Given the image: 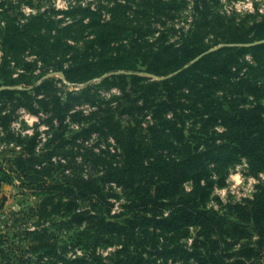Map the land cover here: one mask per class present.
Masks as SVG:
<instances>
[{"label": "rangeland", "instance_id": "374dc122", "mask_svg": "<svg viewBox=\"0 0 264 264\" xmlns=\"http://www.w3.org/2000/svg\"><path fill=\"white\" fill-rule=\"evenodd\" d=\"M67 2V10H58L54 6L55 0H0V89L16 91L11 99H7V96L0 98V249L7 252L9 248H13L15 255L18 256L22 254L20 252L27 251L29 246L31 235L27 236V232H32L36 227L40 229L49 226L48 231H45L46 238L57 242V247H61L67 253V257L71 259L86 257L89 260L91 256L87 249L89 240L77 236L80 232L79 228L60 229L53 226L51 223L57 220V214L49 216L50 224L43 221L37 223L38 218L33 216L30 210L47 195L45 192L57 193L53 197L57 202L62 198L60 193H69L68 189L80 181L79 179L100 177L111 166L118 167L121 164L120 153L112 139L104 140L96 135L89 137L83 134L77 135L79 129L91 121L92 117L111 110L115 119L124 126L138 125L145 131L152 120L150 102L162 98L160 93L157 94L159 86L152 91H147L145 88L152 81H160L165 77L144 73L145 68L141 65L140 55L147 56L163 50L168 44L177 47L184 42L190 47L211 52L221 46L229 35L235 37L244 34L245 39H252L259 35L257 30L250 29L260 23L264 17V0H252L255 11L243 15L238 14L234 9L231 15L223 11L225 2L230 4L232 0H207V4L200 0L198 2L196 0H67ZM116 2L121 4V7L117 8ZM22 4L35 8L37 14L25 16L21 10ZM73 8L75 10L68 13ZM41 9L43 11H40ZM113 17L116 21L120 19L121 26L115 28L116 35L112 44L105 49H99L94 43L95 36L103 29L105 32H115L108 29L110 23L115 21V19L112 21ZM7 23L19 28L28 25L24 30L28 40L32 39L27 47L15 52L7 49L2 41ZM107 37L110 38V35ZM34 38L36 40H33ZM217 43L219 45L214 46ZM230 45L238 48L249 46L242 43ZM256 55L259 61L255 62L249 52L239 54L238 61L241 68H238L235 74L237 77L246 75L264 90V51ZM86 63H98V66L95 68L85 66L77 70ZM109 65L116 67L117 70L105 72L104 67ZM59 71H65L66 76ZM119 75H124L126 78L111 79L112 76ZM44 81L47 82V86L35 89ZM225 87L227 91L237 95L236 103L243 107L264 102V96L250 98L244 94L240 95L242 94L239 93L240 90H235L233 85ZM213 98L216 99L218 96L214 95ZM54 99L68 103L70 113L63 127L55 131L52 138L50 135L54 128L48 127L51 114L40 111V114L36 115L40 117V124L47 126V130L43 133L38 130L39 125L33 126L34 132H37V149L56 148L52 153L51 165L46 168L45 176L39 182L27 185V180L14 173L8 162L13 151L19 149L16 146L12 148L7 137V129L13 134L22 135V130L28 126L20 120L22 115L20 109L31 113L26 106L37 105V101L52 103ZM191 99L192 96L188 97L186 93L178 94V106L173 112L177 115V129L187 143L190 141L195 143L193 137L198 136L200 131L197 118L193 116L195 111L189 109L193 103ZM135 105L141 107L144 105L145 108L133 112L122 110ZM171 114L169 110L165 115L172 116ZM17 120H20L21 129L12 126ZM212 130L213 128H210V131ZM242 163L247 165L242 169V174L252 176L258 181L253 185L251 198L240 195L237 199L236 195L229 193L225 203L217 196L213 198L217 205L213 208L208 207L210 199L208 197L207 209L225 215L229 206L244 204L246 200L252 199L259 187L264 185L261 172L254 174L250 165L245 160H241L223 172L224 180L216 183L211 193L214 187H225L230 172ZM104 190L105 202L103 206L98 207V211L117 221L128 217L130 212L125 206L127 202L123 191L109 183H106ZM239 191L242 193L243 189ZM62 201L65 202L67 199L63 197ZM117 207L119 210L114 212ZM77 208V211H84L88 209V203L77 202ZM248 228L249 231H253L250 226ZM138 231L130 247L141 253H147L148 264H195L192 260L185 262L178 254L167 252L176 247L189 250L193 245L199 246L197 228L190 227L172 234L156 232L158 235L155 237L149 228ZM144 231L150 232L144 233ZM253 234L229 246V241L221 243L220 249L223 251L220 250L218 253L221 252L225 259H228L229 255L233 257L239 244H254L258 237ZM113 243V246L106 244L97 247V252L102 255L106 264H111L110 254L119 245L116 240ZM153 245L161 249V253L160 250L156 253ZM26 255H29L28 252ZM262 261L263 259H256L255 263L262 264Z\"/></svg>", "mask_w": 264, "mask_h": 264}, {"label": "trees", "instance_id": "16d2710c", "mask_svg": "<svg viewBox=\"0 0 264 264\" xmlns=\"http://www.w3.org/2000/svg\"><path fill=\"white\" fill-rule=\"evenodd\" d=\"M200 1L207 4V0ZM116 5L117 8L121 7L117 2ZM74 10L75 8L68 13ZM114 19L115 17L112 21ZM117 20L111 21L108 29L115 31L116 27L119 28L121 21ZM27 26L19 28L7 23L2 41L8 50L15 52L28 46L32 38L28 40L26 37L24 29ZM263 28L264 17L250 29L257 30L258 36L245 39L244 34L235 37L229 35L221 46L211 52L190 47L184 42L177 47L168 44L163 50L147 56L141 54L140 62L145 68L144 73L165 77L160 81H152L145 88L152 91L159 86L157 94L160 93L162 97L150 102L151 124L145 131L138 125L124 126L115 119L111 110L92 117L91 121L79 129L77 135L112 139L120 153L121 164L118 167L111 166L100 177L81 178L70 188L65 187L69 188V193H60L62 198L67 199L65 202L62 198L55 202L53 197L57 193L45 192L47 195H43L35 208H30L33 216L38 218L37 223L43 221L50 224L49 216L57 214V220L51 223L53 226L60 229L79 228L77 236L89 240V260L86 257H67V253L57 247V242L46 238L48 226L40 229L36 227L32 232H27V236L31 235L29 246L27 251L20 252L22 254L18 256L13 248H9L7 252L0 249V264H106L102 255L97 252V247L106 244L113 246L114 240L119 245L110 254L111 264H148L147 253L130 247L139 229L149 228L155 237L158 235L156 232L172 234L190 227L198 229L199 246L193 245L189 250L176 247L164 252L178 254L185 262L192 260L195 264H256V259H263L264 264V185L244 204L229 206L225 215L206 208L212 187L224 180L223 172L229 167L245 160L254 174L264 173V102L243 107L236 103L237 95L227 91L225 87L233 85L235 90H240V95L250 98L264 96L260 85L246 75L237 77L235 74L241 68L239 54L249 52L253 61H259L256 54L264 51ZM115 35L116 31L105 32L103 29L96 34L94 43L99 49H105L112 44ZM231 43L249 46L238 48L230 45ZM218 45L219 43L214 46ZM109 63L113 64L112 61ZM85 66L95 68L98 63H86L77 70ZM103 70L113 72L117 69L109 65ZM59 72L66 76L65 71ZM116 77L126 78L119 75L112 76L111 79ZM45 86L46 81L35 89ZM15 93L14 89H0V98L7 96V99H11ZM181 93L192 96L193 103L189 109L195 111L193 116L200 126L199 135L193 137L195 143H187L177 129V115L173 112L178 106L177 96ZM214 95L218 98L214 99ZM26 107L35 115H39L40 111L51 114L48 126L54 128L51 138L55 131L63 127L70 113V105L59 99H54L52 103L37 101V105ZM144 108V105H135L122 110L133 112ZM169 110L172 116L165 115ZM210 128L213 130L210 131ZM217 128L224 131L216 130ZM36 134L37 132L29 137L13 134L7 129L12 148L16 146L19 149L13 151L8 162L14 173L27 180V185L35 184L45 176L56 148L44 149L45 151L37 149ZM189 181L192 184L191 191L184 187ZM106 183L119 188L125 195V206L130 214L122 221L110 219L98 211V207L105 202ZM83 201L88 203V209L77 211V202ZM248 226L253 231H249ZM146 232L150 231H144ZM253 233L258 237L254 244H239L233 257L229 255L225 259L221 252L218 253L223 251L220 249L221 243L229 241V246L253 236ZM152 247L156 253L159 250L161 253V249L154 245Z\"/></svg>", "mask_w": 264, "mask_h": 264}, {"label": "clouds", "instance_id": "9594fccd", "mask_svg": "<svg viewBox=\"0 0 264 264\" xmlns=\"http://www.w3.org/2000/svg\"><path fill=\"white\" fill-rule=\"evenodd\" d=\"M54 6L59 9L67 10L68 8V2L67 0H55ZM235 10L238 14L243 15L245 13H252L255 11L253 7L252 0H232V3L225 2V7L223 11L227 13L228 15H231L232 10ZM21 10L23 11L25 16L29 15H36L37 10L35 8L29 7L27 4L21 5ZM40 11H43L41 9ZM246 59H250V57H245ZM21 117L20 120L23 121L24 124H26L28 127L24 130H22L21 134L31 137L35 134L33 130L34 125H39V129L42 133L47 130V126L44 124H40V117L33 115L31 113H27L26 110L20 109ZM41 116H43V113H41ZM20 120H17L13 122V127L16 129H21V123ZM219 131H224V129L220 128ZM246 163H242L241 165L235 166V168L230 172L229 176L226 179V186L225 187H214L212 190V193L210 194L209 204L208 207H216L214 197H220L223 202H227V196L229 193H233L237 196V199L240 195L246 196L251 198L252 192L254 191L253 185L258 183L256 178L252 176H244L242 174V169L246 168ZM234 172V174H233ZM262 178H264V173L260 174ZM202 184L204 181L201 182ZM185 189L187 191L192 190V184L191 182H186L184 185ZM243 189V192L241 193L239 190ZM118 207L115 208L113 211H118ZM168 213H165L167 215ZM191 243V241H189Z\"/></svg>", "mask_w": 264, "mask_h": 264}]
</instances>
